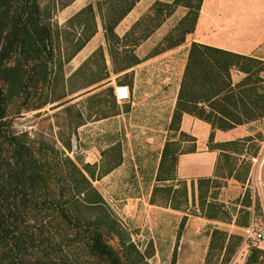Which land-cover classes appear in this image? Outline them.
<instances>
[{"label": "trees", "instance_id": "obj_1", "mask_svg": "<svg viewBox=\"0 0 264 264\" xmlns=\"http://www.w3.org/2000/svg\"><path fill=\"white\" fill-rule=\"evenodd\" d=\"M72 1L0 0V264H150L151 245L141 249L131 241L92 184L95 176L100 178L115 168L120 156L102 165L96 174L95 164L81 167L54 143L31 138L27 132L16 133L11 120L51 103H56L55 108L62 106L59 113L65 114L64 127L72 130L91 116L101 119L120 113L106 55L113 73L127 75L140 62L136 47L178 6L187 11L162 38L160 45L166 47L161 51L182 43L194 30L202 0H154L122 35L116 27L139 0L90 1L59 24L53 16ZM99 23L106 48L96 47L66 76L65 66L96 34ZM154 51L161 52L157 47ZM262 72L264 59L192 41L172 113L174 129H180L183 113L209 123L213 130H228L264 117ZM233 73L241 76L234 80ZM94 84L102 89L86 96L90 103L83 111L73 102L80 94L72 95ZM103 93L112 95V102L102 97ZM59 137L62 146L70 149V140L61 133ZM237 142L209 147L222 156L226 150L237 152L236 147H229ZM115 150L118 147L111 145L103 153ZM181 153L185 152L174 141H166L156 174L158 182L176 179ZM219 162L220 156L214 178H197L199 205L206 209L208 219H218L219 213L225 212L224 203L215 201L220 185L217 178H225ZM226 172L232 176V167ZM180 185L187 201L186 181ZM212 189V200H207ZM160 190L169 195V187ZM250 203L245 198L241 204L247 207ZM244 212L245 220H236L239 226L248 225L249 211ZM218 234L226 236L214 228L211 237ZM263 263L264 249L251 248L244 264Z\"/></svg>", "mask_w": 264, "mask_h": 264}, {"label": "rangeland", "instance_id": "obj_2", "mask_svg": "<svg viewBox=\"0 0 264 264\" xmlns=\"http://www.w3.org/2000/svg\"><path fill=\"white\" fill-rule=\"evenodd\" d=\"M90 1L94 0H74L56 11L53 19L62 24L71 13ZM153 1L139 0L133 11L117 25V33L122 35L137 17L147 11ZM48 2L49 0H41L42 4ZM186 11L184 6L176 7L173 14L151 34L145 44L149 49L145 58L150 59L142 64V74L138 73L135 83L130 70L127 75L124 72L113 73L106 55L109 79L114 86V99L120 106V113L101 119L91 116L84 124L72 130L64 127L65 114L59 113L62 106L55 108L53 105L56 103H51L38 110L21 112L12 118L11 128L16 133L27 132L31 138H43L54 143L81 167L84 163L95 164L96 174L100 173L102 165L119 155L120 163L100 178L95 176L92 184L101 193L131 241L141 249L151 245L153 254L148 258L150 264H244L251 248L264 249V245L244 239L245 227H264V117L235 126L237 128L234 129V135L243 136L235 138L237 145L229 147H236L237 152L230 149L224 151L228 154L221 152V156L220 151L216 150L220 156V169L225 176L217 178L220 185L215 190L216 197L225 201L222 202L225 212L219 213L218 219L206 218V209L202 210L199 205V177L183 179L176 173V179L172 182L156 180L166 141H174L175 146L184 152L192 149L211 150L209 145L219 142L215 140L217 130H208L203 124L194 125L193 116H187L188 120L186 117L182 128L178 130L174 129L176 123L171 121L176 86L181 81L190 46V33L185 35L182 43L154 55L156 47L159 51L165 49V43L160 45L162 38ZM152 43L155 45L149 46ZM98 45L106 48L100 23L97 33L85 50L65 66V75L68 76L72 68L82 62L84 55ZM144 50L145 46L138 50V54L141 55ZM240 76L239 73H233L234 80ZM130 80L132 84L128 87V96L118 98L116 88L126 85ZM97 85H91L72 95L80 94L73 102H77L83 111L87 110L90 103L86 96L102 89ZM84 91L86 94H81ZM101 96L109 103L113 100L108 93ZM106 110L111 112L108 106ZM246 132L251 136L243 134ZM60 133L63 138L70 140V149L62 146ZM111 145H116L118 150L103 153ZM223 155H228V158ZM226 161L228 164H225ZM228 167H232V176H227ZM233 175L241 179L235 180ZM182 180L187 185V201L179 191ZM222 186L224 187L221 188ZM161 187L170 188L168 196L165 191L160 190ZM211 192L214 194V190L209 191L207 200H212ZM245 198L251 201L249 207L241 204ZM245 210L251 213L248 215V225L239 228L233 220H245ZM214 228L224 231L226 236L218 234L211 237Z\"/></svg>", "mask_w": 264, "mask_h": 264}, {"label": "crops", "instance_id": "obj_3", "mask_svg": "<svg viewBox=\"0 0 264 264\" xmlns=\"http://www.w3.org/2000/svg\"><path fill=\"white\" fill-rule=\"evenodd\" d=\"M133 9L130 12H132ZM76 11H74L73 13H75ZM73 13H71L69 16H71ZM263 17H264V0H255V1L248 0V2L246 0H202L194 30L190 33L189 45L192 41H195V42L219 47L222 49L238 52L244 55L263 59L264 58V19H261ZM179 19L180 18H178V20ZM173 26L174 25H172V27ZM151 36L152 35H150L135 49V54L140 59V62L129 69L130 72H133L134 83L137 79L138 73L142 74L140 70L141 68H143L142 66H144L142 64H144L148 59H150V58H145V55L147 56V52L149 51L148 47H146L145 44L148 41V39L151 38ZM90 40L87 42V44L90 42ZM87 44L72 58V60H74L75 57L78 56V54L82 53L83 50H85ZM153 45H155V43H152V45L149 46H153ZM144 46L146 50H144L141 55L138 54V50H140V48ZM92 50H90V52ZM166 50L154 55L156 56L160 53H164L166 52ZM88 54L84 55L81 61L87 58ZM72 60L70 62H72ZM77 66L73 67L72 69H75ZM128 87L130 88V85H121L118 88H116L118 96L126 97L125 93L128 92ZM178 87H179V83L176 86V90H175L176 93L172 107H174L177 92L179 89ZM120 90L122 94L120 93ZM187 116L191 117L192 115L188 113H183L181 117L180 128H182V122L186 119ZM192 120L194 125H197V123L198 125L203 124L204 127H206L208 130L211 129L210 124L203 120H200L194 116L192 117ZM242 125L245 124H241L237 126H242ZM235 128L237 127H233L228 130L216 129L217 131L215 132V137H216L215 140H219V142H224V141L235 140V138H242L243 135H234ZM211 131L214 132V130L212 129ZM243 134L247 136L250 135L247 132ZM253 157H256V155H254ZM217 158H218L217 151L209 150V149L202 151L194 150V151L181 153L178 156V161L176 166L177 176H180L183 179H186L187 177L190 176L191 177L202 176V177L214 178L215 177L214 169L217 163ZM223 187L224 186H222L221 188ZM215 200H218L220 202H225L223 199H220L218 197L215 198ZM248 218H247V223H248ZM233 222L236 223V220H233ZM237 227L242 228L245 226L237 225Z\"/></svg>", "mask_w": 264, "mask_h": 264}, {"label": "built area", "instance_id": "obj_4", "mask_svg": "<svg viewBox=\"0 0 264 264\" xmlns=\"http://www.w3.org/2000/svg\"><path fill=\"white\" fill-rule=\"evenodd\" d=\"M127 96H128V92L126 93V97ZM118 98H121V97H118ZM122 98H125V97H122ZM244 239L245 241L254 240L257 243L264 245V227L259 228V229H254L252 225L245 227L244 228Z\"/></svg>", "mask_w": 264, "mask_h": 264}, {"label": "bare ground", "instance_id": "obj_5", "mask_svg": "<svg viewBox=\"0 0 264 264\" xmlns=\"http://www.w3.org/2000/svg\"><path fill=\"white\" fill-rule=\"evenodd\" d=\"M120 93L122 94L121 90H120ZM126 94V93H125ZM122 98V97H121Z\"/></svg>", "mask_w": 264, "mask_h": 264}]
</instances>
